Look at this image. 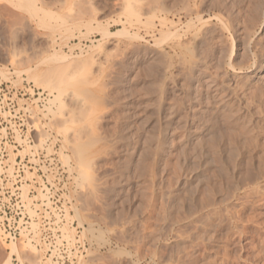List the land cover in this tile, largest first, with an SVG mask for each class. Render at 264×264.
<instances>
[{
	"label": "rangeland",
	"instance_id": "1",
	"mask_svg": "<svg viewBox=\"0 0 264 264\" xmlns=\"http://www.w3.org/2000/svg\"><path fill=\"white\" fill-rule=\"evenodd\" d=\"M263 44L264 0H0V264H164L215 224L264 264V67L228 64Z\"/></svg>",
	"mask_w": 264,
	"mask_h": 264
},
{
	"label": "bare ground",
	"instance_id": "2",
	"mask_svg": "<svg viewBox=\"0 0 264 264\" xmlns=\"http://www.w3.org/2000/svg\"><path fill=\"white\" fill-rule=\"evenodd\" d=\"M246 37V36H245ZM245 39H241V41L240 40H238L239 42H238V44L240 45V44H242L243 42H247V41H244ZM251 41V40H250ZM244 43V44H245ZM248 44V47H249V43H247ZM261 44V43H260ZM264 45V44H263ZM246 47V46H245ZM254 49V51H252V49L251 48H249V50H251L252 52H253V54L254 55H258L257 54V49H258V47H254V46H252ZM263 47V46H262ZM238 47L236 46V43H235V40H234V43H233V45H232V48H231V57L230 58H232V55H234L235 53H236V49H237ZM242 48V47H241ZM255 48H257V49H255ZM260 48V47H259ZM244 51H245V49L244 48H242ZM241 49V50H242ZM246 49H247V47H246ZM262 50V49H261ZM243 53V52H242ZM246 53V52H245ZM264 54V53H263ZM245 55V54H244ZM253 55V56H254ZM247 56V55H246ZM196 63V62H195ZM243 63V62H242ZM240 61L238 62H232L231 60H230V62L228 63L234 70H240V71H257V72H259V71H261L260 69L262 68V67H264V64L262 63V62H257V59L255 58V60L254 61H251L250 63H248V64H242ZM191 65H193V64H191ZM195 65V64H194ZM193 71V70H192ZM264 76V75H263ZM226 83L224 82V81H222V85H225ZM244 87V86H243ZM238 92V91H237ZM245 92V91H244ZM237 96H239L238 94H237ZM242 96V95H241ZM244 96V95H243ZM240 99H242L243 100V104L245 105H243L244 106V108L246 109V111H247V113H248V115H253V114H258V113H256V111H255V113H254V111H253V108H252V104H253V102H251L250 100H248V97H246L245 96V98L243 97V98H241L240 97ZM239 99V100H240ZM242 100H240V102H242ZM225 102V101H224ZM223 102V100H222V104L224 103ZM239 102V103H240ZM231 104V103H230ZM223 106L225 107V106H227V104L226 103H224L223 104ZM229 106V105H228ZM230 109V108H229ZM236 109V108H235ZM234 110V109H233ZM232 112V111H231ZM236 112V111H235ZM246 113V112H245ZM246 113V114H247ZM231 114H235V113H231ZM245 114V115H246ZM201 122V121H200ZM219 134V133H218ZM222 137H220V139H221ZM216 139H218V135H209V137L208 138H206V137H203V136H200V137H198L196 140H195V142H194V153L196 154V155H202V156H205V157H207L208 156V154L206 153V151L204 150V144L205 143H215L217 140ZM219 140V139H218ZM217 142H219V141H217ZM216 142V143H217ZM218 144V143H217ZM220 144V143H219ZM237 151H238V149L235 147V146H233V145H229V146H227L226 147V150L224 149V153H222V151L221 152H219L218 154H220V158L222 157V158H225V159H233V158H235L236 156H238V154H237ZM186 156V155H185ZM222 200V199H221ZM180 201H181V199H180ZM182 202V201H181ZM179 203V202H178ZM180 204V203H179ZM190 204H191V202H190ZM182 208V207H181ZM193 210V209H192ZM245 225V224H244ZM185 227V226H184ZM226 227H228V226H216V224L215 225H212V226H208V227H197V231H200L201 232V234H199L198 235V237H196L197 238V240H194V239H190V240H187V238H186V236H185V233H186V231H185V229L184 228H181L180 230H179V234L177 235V238L175 239V240H172V241H169L168 240V238L166 239V240H164V241H162L161 242V248L162 249H164L165 250V252L168 250V249H170V248H173V249H175L176 250V255H172V256H169V255H167V253L168 252H166V254H165V252H162V254H160V258L162 257V259L161 260H163V263L164 264H169L168 262V260H172L174 257H176L177 256V258L179 257V260H178V262H177V264L178 263H180L179 261H180V258H182L183 256H186L187 258H188V260H187V262L186 263H184V264H230V263H233V264H240L239 262H242L243 260H241V259H244V258H240L239 256L238 257H236L237 258V261H235V260H232V259H235V257H234V255L232 256V255H230L229 256V254L228 253H226V251H225V254L223 253L221 256H220V253H221V251H220V249H217V250H215L216 252H214V251H211V248L213 247V246H218L217 244H215L218 240V234L219 233H221V235H224V233H228V231H226V232H224V233H222V230H224V229H226ZM231 227V226H230ZM233 228H237L236 226L234 227V226H232ZM246 227V226H245ZM244 227V228H245ZM189 228V227H188ZM196 229V228H195ZM238 229V228H237ZM187 230V229H186ZM227 230V229H226ZM233 230V229H232ZM234 231V230H233ZM232 231V232H233ZM238 231V230H237ZM214 232H216L215 234H214ZM236 232V231H235ZM196 233V232H195ZM211 233V234H210ZM239 233H246V232H244V230H239ZM197 236V235H196ZM227 236V235H226ZM232 236V235H231ZM188 237V236H187ZM193 238V237H192ZM220 238V237H219ZM165 239V238H164ZM154 241V240H153ZM228 241V240H227ZM230 241H231V239H230ZM15 242H13V243H11L10 244V251H9V254H8V262H10V259L12 258V255L14 254V253H19L20 252V250L18 249V245L16 246L15 244H14ZM152 243V242H151ZM226 244V243H225ZM225 244H224V246H225ZM261 244V243H260ZM152 245V244H151ZM262 245V244H261ZM153 246V245H152ZM190 247H193L192 249H193V251H191L190 250V252H188V249L190 248ZM216 249V248H215ZM222 249V248H221ZM163 250V251H164ZM213 250V249H212ZM219 250V251H218ZM237 250V249H236ZM261 250V249H260ZM224 251V250H223ZM161 252V251H160ZM214 252V253H213ZM231 254V253H230ZM237 255H238V253H237ZM234 257V258H233ZM251 258H253V256L251 255ZM251 258L249 257V258H245L244 259V261L246 260V261H248L249 259L251 260ZM257 258V257H256ZM182 260V259H181ZM173 261H174V259H173ZM243 261V262H244ZM245 261V262H246ZM172 262V261H171ZM174 262H176V261H174ZM176 264V263H175Z\"/></svg>",
	"mask_w": 264,
	"mask_h": 264
},
{
	"label": "built area",
	"instance_id": "3",
	"mask_svg": "<svg viewBox=\"0 0 264 264\" xmlns=\"http://www.w3.org/2000/svg\"><path fill=\"white\" fill-rule=\"evenodd\" d=\"M4 216H6V210L0 209V223L1 224L4 223ZM4 229H5V232H7L9 234L10 237L15 238L17 236V231L15 229L14 230L10 229L8 231H7L6 227ZM3 232H4V230H3ZM15 264H18V263L16 262Z\"/></svg>",
	"mask_w": 264,
	"mask_h": 264
}]
</instances>
